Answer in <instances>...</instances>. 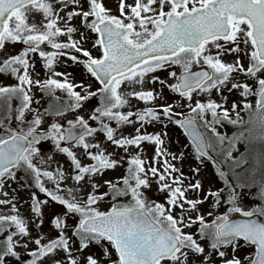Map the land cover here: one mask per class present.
Instances as JSON below:
<instances>
[{
  "label": "snow or ice",
  "instance_id": "1",
  "mask_svg": "<svg viewBox=\"0 0 264 264\" xmlns=\"http://www.w3.org/2000/svg\"><path fill=\"white\" fill-rule=\"evenodd\" d=\"M118 12L0 0V74L16 81L0 83V264H264V202L226 204L192 156L233 159L221 129L241 109L264 134V0H119ZM69 62L78 75L60 70ZM171 125L189 141L176 151ZM20 180L26 199L6 190Z\"/></svg>",
  "mask_w": 264,
  "mask_h": 264
},
{
  "label": "rangeland",
  "instance_id": "2",
  "mask_svg": "<svg viewBox=\"0 0 264 264\" xmlns=\"http://www.w3.org/2000/svg\"><path fill=\"white\" fill-rule=\"evenodd\" d=\"M36 18V22L39 23L42 20V17L39 14H34ZM33 15H30L29 22H32ZM20 45H17L15 48L9 47V54H15L19 49ZM95 54V52H94ZM214 54V50H213ZM2 55V54H0ZM229 61L231 57H228ZM37 70L39 71V65H37ZM62 71H67L72 73L73 75H78L81 71V67H77L72 65L70 62L67 66L61 68ZM43 75V73H42ZM16 81L4 74H0V83L8 84L15 83ZM60 95L61 93H57ZM39 95V93H37ZM175 96V94H172ZM176 100H179V97H175ZM229 106H231L232 97L226 98ZM175 102V101H173ZM13 108L17 105L18 101L13 100ZM41 103L46 107L48 104V98H45L41 101ZM36 105H33L35 107ZM242 113V123H237L233 120L230 123H227L224 129H221L224 132V136L221 138L224 139L225 151L231 146V142L233 140L236 141L235 148L231 152V156L233 159L225 161V157L222 153H213L216 158L223 164L225 168V172L222 174L218 172L211 164H209L205 160H199V156L196 153H193V159L199 163L201 168V176L200 180L203 182L204 188L206 190L209 189H218L219 192L225 198V203H232L235 205L240 202L244 205H251L253 203H261L264 202V134H262L258 129L255 131L251 130V125L247 121V114L244 113V110L241 109ZM13 127H15V120H13ZM159 130L149 128L148 131ZM169 136L173 141L172 150L176 151L183 144H187V140L183 136L181 130L171 125L168 128ZM179 140L180 145H176L175 141ZM47 146L44 150L51 151L52 145L51 142H44ZM186 146V145H185ZM260 151V152H259ZM262 151V159L259 160V153ZM146 156L152 155V148L148 147L145 150ZM59 158V157H58ZM235 161V162H233ZM192 161H189L191 163ZM185 170L187 171L188 163L186 162ZM23 175L22 172L17 173L18 178ZM25 180H20L19 184L16 182H9L10 187L6 186V190L9 191L10 195H12V189H16V195L18 198L26 199L31 189L21 188L20 185L24 184ZM150 199L160 200L161 196L159 193L153 191L147 193ZM213 197L219 199L216 196V193L213 192ZM21 211L27 207V204L24 203V200L21 199ZM110 207V204L106 201L101 205L102 209H107ZM234 215H240L239 213H234ZM261 218V217H260ZM264 220V218H261ZM47 231V229H45ZM248 251H254V248L247 249L245 251V255L248 254ZM113 255H115L113 250Z\"/></svg>",
  "mask_w": 264,
  "mask_h": 264
},
{
  "label": "flooded vegetation",
  "instance_id": "3",
  "mask_svg": "<svg viewBox=\"0 0 264 264\" xmlns=\"http://www.w3.org/2000/svg\"><path fill=\"white\" fill-rule=\"evenodd\" d=\"M105 4L107 7H109L110 9H112V11L115 14H119L118 12V4H119V0H104ZM127 2H131V0H127ZM86 46H90V45H86ZM174 69L179 73L181 71L180 67L178 65L173 66ZM203 70H209L208 66L206 64H197L193 66V71H203ZM159 75L163 76L165 75L164 72H160L158 73ZM86 75V74H85Z\"/></svg>",
  "mask_w": 264,
  "mask_h": 264
},
{
  "label": "water",
  "instance_id": "4",
  "mask_svg": "<svg viewBox=\"0 0 264 264\" xmlns=\"http://www.w3.org/2000/svg\"><path fill=\"white\" fill-rule=\"evenodd\" d=\"M204 71V70H203ZM182 131V130H181ZM183 133V132H182ZM184 135V134H183ZM185 137V136H184ZM186 138V137H185ZM187 140V138H186ZM188 141V140H187ZM189 143V141H188ZM213 155L209 152V156H206L204 159L207 160L210 164H212L218 171L220 172H224V167L221 164L220 161H218L217 159H213L212 158ZM233 219H244V217H242L241 215H235L232 217ZM256 219H261L260 217H255ZM262 220V219H261Z\"/></svg>",
  "mask_w": 264,
  "mask_h": 264
},
{
  "label": "trees",
  "instance_id": "5",
  "mask_svg": "<svg viewBox=\"0 0 264 264\" xmlns=\"http://www.w3.org/2000/svg\"><path fill=\"white\" fill-rule=\"evenodd\" d=\"M259 152H260V151H259ZM263 154H264V153H263ZM263 154H262V151H261V153L258 154V155H259V160L262 159V157H263L262 155H263Z\"/></svg>",
  "mask_w": 264,
  "mask_h": 264
}]
</instances>
